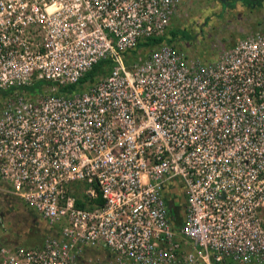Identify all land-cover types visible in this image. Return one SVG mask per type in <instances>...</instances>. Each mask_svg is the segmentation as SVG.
Wrapping results in <instances>:
<instances>
[{
    "label": "built area",
    "instance_id": "built-area-1",
    "mask_svg": "<svg viewBox=\"0 0 264 264\" xmlns=\"http://www.w3.org/2000/svg\"><path fill=\"white\" fill-rule=\"evenodd\" d=\"M179 2L0 0V225L46 229L0 264H264V21L210 62L134 56Z\"/></svg>",
    "mask_w": 264,
    "mask_h": 264
},
{
    "label": "rangeland",
    "instance_id": "rangeland-1",
    "mask_svg": "<svg viewBox=\"0 0 264 264\" xmlns=\"http://www.w3.org/2000/svg\"><path fill=\"white\" fill-rule=\"evenodd\" d=\"M264 21V9H232L221 11L213 0H180L167 29H178L172 44L191 57L210 62L216 49L226 47L244 31ZM138 49L134 56L146 55L153 48ZM4 95L0 96V106ZM0 245L22 244L38 247L46 232L44 223L24 205L11 201L2 205ZM261 210V209H260ZM264 222V208L260 211ZM264 224V223H263Z\"/></svg>",
    "mask_w": 264,
    "mask_h": 264
},
{
    "label": "trees",
    "instance_id": "trees-1",
    "mask_svg": "<svg viewBox=\"0 0 264 264\" xmlns=\"http://www.w3.org/2000/svg\"><path fill=\"white\" fill-rule=\"evenodd\" d=\"M178 33L181 34V31L178 30V29H176V28L175 29L174 28L173 29L171 28V29H168L164 35H162L160 37H155V38H153V37L152 38H148L144 42H141L139 44L146 45V46H150V45H153V44H158V43H160L162 41H165V42H168V43H172ZM139 44L137 46H139ZM132 52L134 53V51H132ZM107 65H108V61L107 60H101V61L97 62L96 64H94L92 66V68L88 72H86L78 80V83L77 84L68 85L66 87H63L62 90L63 91L64 90L65 91H73L74 89L81 87V85L83 84V82H85L87 80H90L95 73L101 72L103 70V67L104 66H107ZM32 88L33 87H31L30 89L32 90ZM0 93L6 94V91H0ZM171 204H172V202L169 201V205H171ZM170 207H172V206H170ZM176 209H177L176 206H174L173 209H172V213H176ZM33 215L36 217V215L34 213H33ZM177 224H178V221L175 222V226H177Z\"/></svg>",
    "mask_w": 264,
    "mask_h": 264
},
{
    "label": "flooded vegetation",
    "instance_id": "flooded-vegetation-1",
    "mask_svg": "<svg viewBox=\"0 0 264 264\" xmlns=\"http://www.w3.org/2000/svg\"><path fill=\"white\" fill-rule=\"evenodd\" d=\"M219 5L221 11L227 10H248L254 8L264 9V0H213Z\"/></svg>",
    "mask_w": 264,
    "mask_h": 264
}]
</instances>
